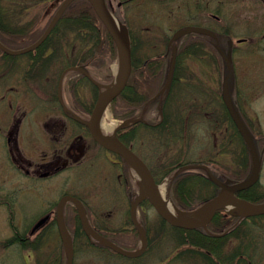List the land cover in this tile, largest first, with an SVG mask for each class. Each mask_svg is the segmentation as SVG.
<instances>
[{"label": "flooded vegetation", "instance_id": "af4514ba", "mask_svg": "<svg viewBox=\"0 0 264 264\" xmlns=\"http://www.w3.org/2000/svg\"><path fill=\"white\" fill-rule=\"evenodd\" d=\"M138 1L143 5L141 16L145 22L140 32L147 37L172 38L185 29L203 31L188 34L189 39L183 42L189 45L184 47V66L179 68L178 74L180 82L187 85L190 95L187 96L183 90L176 91L172 113H189L193 119L191 126L199 123L203 113L208 140L203 160L206 169L204 177L209 187L207 195L215 198L223 186L230 188L233 186L231 182H236L235 179L248 178L254 169V159L258 157L261 172L257 184L236 196L251 204H264V134L260 132L263 127L260 112L251 108V103L245 96H251L258 90L255 88L256 84H250L240 77L234 65L238 49L250 43L249 39L264 38V0H106V4L116 11L114 6L126 7ZM42 2L43 0H0V42L12 51L32 46L36 42L32 43L29 39L34 33L32 27L50 20V15L44 13V17L40 15L34 21L37 15L33 13L36 10L34 7L39 8ZM48 3L51 10V7L58 5L59 0H48ZM52 34L46 40L47 45L21 55H9L0 50V70L7 68L5 72L0 71V211L3 208H7L8 213L18 210L20 190L39 189L41 184L37 182L44 179L46 182L66 171L73 172L76 167L100 163V158L112 168L113 165L121 167L122 164L116 155L103 149L92 138L88 128L79 123L74 115L91 113L95 94L93 84L87 82L86 87L90 86L93 94L87 99L90 105L84 103L82 82L86 78L82 75H85L82 70L92 69L94 64L86 61L85 57L89 54L81 43L82 38L75 39L74 33L66 31H53ZM213 38L234 39L228 40L227 47L221 50L220 67L211 62L205 48L206 42ZM241 39L246 40L245 43L238 44L237 41ZM200 40L203 41L204 48L199 47ZM197 54L204 56H196ZM20 57H23V62H19ZM144 61L143 87L147 92L148 58L145 57ZM201 98L205 100H198ZM37 106H41V109H36ZM148 110L147 108L142 113H148ZM155 112L163 113L158 110ZM31 113H46V116L54 118L53 125L44 123L40 127L39 139L32 135L26 136L22 129L26 117ZM232 113L239 118L246 136L236 124ZM177 120L179 121V117ZM145 125L154 127L158 123L151 124L145 120ZM3 150L6 154L4 160L1 155ZM21 183H27V187H21ZM66 186L63 196L79 198L86 212H97L91 206V200L99 203L102 192L98 190L89 192L87 197H77L73 194H78V191L67 182ZM123 191L124 202L118 200L117 207L115 204L109 207L110 214L115 219H122L127 215L131 218V193ZM112 197L115 198L113 191ZM143 204L139 209L146 214L147 208ZM223 213L227 225L225 235L234 230L250 235L243 238L249 253L220 255L207 250L204 254L190 252L189 261H194L195 264H264V255L260 256V246L264 242V216L241 218L239 215L227 216ZM43 218H47L46 224L41 230L31 234L34 226ZM55 218L56 207L52 210L46 208L28 229L26 238H21L20 241L36 246L42 241L40 236L43 231L55 222ZM83 241L87 247L105 250L91 238L87 237ZM162 241L158 237L152 239L154 264H180L182 256L178 250L166 260L160 259ZM186 241L191 243V240ZM228 241L233 242L232 237ZM114 242L119 243L118 240ZM150 242L151 240L147 250L152 245ZM174 242L176 245L179 243L177 239ZM228 250L229 247H226L225 251ZM103 255L107 257L106 254Z\"/></svg>", "mask_w": 264, "mask_h": 264}, {"label": "rangeland", "instance_id": "374dc122", "mask_svg": "<svg viewBox=\"0 0 264 264\" xmlns=\"http://www.w3.org/2000/svg\"><path fill=\"white\" fill-rule=\"evenodd\" d=\"M115 8H117L115 6ZM42 9V8H40ZM35 13L41 14L42 12L36 11ZM117 13L120 16H124L126 28L128 24V28L131 30V33L137 42H145L150 44V47H147V52L150 57H156L160 54L165 53L166 51V42L168 38H150L147 37L146 34L140 32V30L145 26L144 20H142L141 13H143V5L140 2H136L131 4L128 7H121L117 8ZM35 15V14H34ZM120 18V17H118ZM122 20V18H120ZM47 22H41V27H44ZM250 43L238 49L237 58L234 59V65L236 69H238L239 75L241 78L248 80L251 84H256L255 88H257V92L254 94L245 95L247 100L249 99V103H251V108L259 111L261 116V124L264 131V38H252ZM142 47V48H141ZM144 53V45L140 46L139 50L136 53V57L140 60L143 58ZM23 57H20L19 62H23ZM1 73L7 71V68H1ZM42 77V76H41ZM254 81V82H253ZM240 82L238 83V86ZM258 85V86H257ZM107 86H99V90L103 92ZM93 90L90 86L86 87L84 97L92 96ZM187 94H190L188 91ZM244 97V94H243ZM174 98V97H173ZM172 98V107L175 101V98ZM199 100L204 101L205 99L201 98ZM251 100V101H250ZM37 104V101L35 100ZM36 109H41V106L35 107ZM53 115V114H50ZM156 117V112H152L147 114L144 119L150 120ZM204 116L202 113L201 121L191 129L188 130L186 133V140L185 144L187 150L183 151V158L185 159L183 162L189 161H200L205 158L207 144L208 142L207 137L205 135V124L204 121L202 122ZM53 117L46 116V113H31L28 114L26 117L22 129L26 136L32 135L36 139H39L41 136V126L43 123L48 122L53 125ZM40 125V126H39ZM151 135V134H150ZM153 136H147L146 138L141 137L138 144L135 146L134 152L149 166L154 165L155 162L158 160H163L165 163L166 161L176 160L181 157L179 151L176 154L175 151L172 153H168L164 150H158L154 153V148L152 145ZM4 151V150H3ZM155 154V155H154ZM3 160L5 159L4 153ZM101 163L94 162L92 165H84V167H76L74 171H66L62 175L56 176L51 180L47 181V185H44L45 181L37 182L39 185V189L35 188H27L21 189L19 193L20 203L18 210L15 211L16 213V225L17 230L19 232L25 233L30 228V224L34 223L37 217H39L42 212L46 208H50L57 203V200L60 199V194L65 193L67 189L66 182L70 184V187L76 191L81 192V197H87L89 195L88 192H93L95 189H99L102 192V196L100 197V206L102 207H110L115 204L116 207L118 206L116 201L124 202V188H123V178L120 177L122 173V169H115L112 168L107 164L106 161L103 159H98ZM105 179H104V178ZM120 177V178H119ZM264 178V174H263ZM21 182H22V178ZM133 191L135 192L136 196L139 195L138 187L134 183L133 178ZM5 186V184H4ZM27 187V183L22 184L21 187ZM112 191L115 198L112 197ZM77 197L80 195L73 194ZM91 195V193H90ZM167 199L169 200L168 195L166 194ZM55 203L54 205H52ZM91 206L97 209L98 216L102 219V221L107 222L108 226L112 230H117V228H121L122 225L114 224L112 226V221L114 217H112L109 211L104 212V209L98 208V203H95L91 200ZM128 207V206H127ZM147 211V220L148 225L151 227V232H154L155 227H158V219L156 213L153 209L146 207ZM137 218L139 219V212L137 213ZM128 221L127 217L122 220ZM121 223V224H122ZM10 223L8 221V214L4 211L0 214V243L7 242L11 239L12 232L10 229ZM126 226V224H125ZM127 227V226H126ZM160 231V230H159ZM43 247L39 252L29 258L27 257L29 254L26 251L19 249L16 246H0V264H49L51 259V264L55 261L56 257L61 252V241L59 238V234L57 230H52L50 233L47 234L45 232ZM108 238L113 240V236L105 234ZM115 238V237H114ZM135 240V239H134ZM172 243H169V246L165 251L162 253L164 255L171 254L173 252V245L171 248ZM121 248L124 250H128L129 248L119 244ZM165 245H163L164 247ZM235 246V243L231 242V248ZM161 254V255H162ZM264 255V242L260 246V256ZM80 255L75 257L74 264H83V259H85ZM89 258L91 256H88ZM29 259L26 260L25 259ZM91 259V258H90ZM87 260V259H86ZM101 260V259H100ZM128 259L121 256L115 257L113 259V264H144L145 262L151 260L150 258L143 259ZM102 261V260H101ZM98 262V260H96ZM111 263V264H112ZM194 261L189 262L188 260L185 261L184 264H193ZM92 264H96L92 262ZM101 264V262H99ZM183 264V263H181Z\"/></svg>", "mask_w": 264, "mask_h": 264}, {"label": "trees", "instance_id": "16d2710c", "mask_svg": "<svg viewBox=\"0 0 264 264\" xmlns=\"http://www.w3.org/2000/svg\"><path fill=\"white\" fill-rule=\"evenodd\" d=\"M37 18L34 19V21ZM5 23V22H4ZM12 30V28H8ZM34 33L29 39L34 43L43 33L44 29H39L38 25L32 27ZM69 31L75 34V39L81 40V43L87 52L86 61L93 62L94 67L88 71L95 77L104 81H111L110 65L117 59V49L115 43L112 41L104 26L97 18L91 5L86 0L75 1L64 13L61 21L55 30ZM48 42L44 44L47 45ZM223 40L219 39L216 42H211V52L216 56L217 61L219 60L218 47H221ZM186 45V44H185ZM203 46V41L200 40L199 46ZM132 53H133V64L134 69L130 78L129 84L122 95L112 104L111 111L116 119L124 120L132 117L141 115L142 109L149 103L156 95L157 92H152L151 88L156 87L157 90L161 89L167 78L168 62L166 59L163 60H151L148 65V83L150 91L148 95L144 93L143 89V72L145 67H142L140 61L135 58L134 53L136 51V43L132 39L131 42ZM176 80V79H175ZM171 115L173 113H163L164 119L155 129V135L160 138L167 146H171L180 141V135L173 133V123L171 122ZM142 123L134 124L129 129H124L117 132V139L126 145L135 142L138 138V134L142 129ZM123 162V161H122ZM124 172L127 182V188L130 189V180L128 175V168L124 163ZM193 163H185L182 161L170 164L161 168L158 174H155L157 182L169 175L170 173L180 171L178 175H175L174 180L170 186V194L174 205L181 211H192L201 203L206 202L210 199L207 195V183L204 173L202 171H196L189 166ZM236 182H242V180L235 179ZM76 216V215H75ZM224 213L220 212L214 218L212 224L209 226V231L213 233H219V229L226 227L224 219ZM164 227H166V224ZM177 233V239L180 240L181 245H187L186 240H191L192 245L195 248L207 250L212 254L217 252L220 247L225 246L227 238L233 236L240 238L236 233H232L222 238H213L210 234L204 231H187L173 229ZM223 230V229H222ZM134 237H137V233L134 230ZM72 234L74 238H79L83 235L80 223L76 216L75 223L73 224ZM25 236H16L11 241H8L6 246L20 243L24 250L32 248V245L26 242H20V238ZM217 244V245H213ZM221 247V248H222ZM34 248H37L34 247ZM241 250L237 248L234 254H238ZM61 261L59 262V264Z\"/></svg>", "mask_w": 264, "mask_h": 264}, {"label": "water", "instance_id": "95a60500", "mask_svg": "<svg viewBox=\"0 0 264 264\" xmlns=\"http://www.w3.org/2000/svg\"><path fill=\"white\" fill-rule=\"evenodd\" d=\"M74 0H66L64 4L60 7L59 11L53 18L52 22L50 23L48 29L42 36V38L35 43L32 47L19 51V52H13L8 49H6L3 45L0 44V49L3 50L5 53L9 55H20L24 54L26 52H29L31 50H34L38 48L40 45L44 43L50 32L53 30L55 27L57 21L65 11V9L73 2ZM91 3V6L93 7L95 13L97 14L98 18L102 22V24L105 26L107 29L108 33L110 34L111 38L114 40L117 51H118V59L120 62V67H121V76L118 81H116L112 87L102 94L97 102L96 108L94 112L92 113V116L90 120L86 123H84L91 131V134L93 135L94 139L101 144L104 148L107 150L120 155L127 163L128 165L136 168L142 175L145 183H146V191L145 193L137 199V201L134 203L132 206V219L135 227L137 228L140 236L142 237L144 241V245L146 246L147 240H146V234L143 231V229L138 225V223L135 221L134 218V211L137 209L139 204L143 202L146 199H149L150 203L154 206L156 209L157 213L170 225H172L175 228L179 229H185V230H196L200 228H206L208 224L211 222L213 217L215 216L216 212L224 209L225 206L233 202L235 203V206L233 208V211H235L238 214H241L243 217H249V216H259V215H264V205H252L246 201L239 200L235 197L236 192H240L243 190H246L253 186L259 176V166L256 163L257 160H255V169L250 177L249 180H247L245 183L240 184L238 186H235L232 189H227L223 188L221 193L210 203L206 204L204 207L200 209V211H204L205 209L207 210V214L202 220L198 221H184L177 219L173 216H171L167 211L164 209L162 205V199L159 195L158 191V186L148 169V167L141 161V159L136 156L129 148L124 146L122 143L118 142L117 140H111L98 131V123L99 120L101 119V115L103 114V111L107 109L109 104L116 99L126 88L131 72H132V56H131V47H130V37L127 34L123 24L117 20L107 9L105 0H88ZM113 19L117 22L115 25L113 22ZM192 32H201L199 29H187L185 31H181L175 34L174 40H177L181 37H183L186 34H190ZM241 41H239L240 43ZM175 61H176V50L174 51L171 66H170V72H169V77H168V82L167 86L171 83L172 76H173V70L175 66ZM235 122L239 125V127L242 129L241 124L236 116L235 113H232ZM243 133L244 130L242 129ZM245 134V133H244ZM246 135V134H245ZM67 202H73L78 209V214L82 222V226L84 231L86 232L87 235L94 237L97 239L103 246L108 247L112 249L113 251L117 252L120 255H123L128 258H138L140 257L144 249L141 250L138 253H129L126 252L114 244L110 243L109 241L105 240L102 238L97 232H95L88 224L87 222V217L85 213V209L80 201H78L75 198L71 197H65L59 204L58 206V215H57V220H58V225H59V231L61 238L63 240L65 250L67 252V264H73V250L72 246L69 242V234L67 232V229L64 225L63 222V208L64 205ZM230 213H233L230 211ZM46 222L45 220H42L37 226L35 227L34 231L43 226Z\"/></svg>", "mask_w": 264, "mask_h": 264}, {"label": "bare ground", "instance_id": "6f19581e", "mask_svg": "<svg viewBox=\"0 0 264 264\" xmlns=\"http://www.w3.org/2000/svg\"><path fill=\"white\" fill-rule=\"evenodd\" d=\"M114 24L116 25L117 22L113 19ZM115 70V75H116V79L117 81L120 79L121 76V68L120 65L117 64L114 67ZM110 87H106L105 90L107 91ZM114 130H115V122L111 119L110 115L108 114V112H105L101 118V122L99 124V131L101 134L105 135L106 137L113 139L114 136ZM131 171H132V178L134 183L137 185L138 187V193L140 196H142L145 193L146 190V183L141 175V173L134 167H131ZM165 191H166V187L165 184H163L162 186H159V193L161 195V199H162V204L164 209L171 214L173 217L177 218V219H181L184 221H192L193 219L188 217V216H181L180 214H178L174 207L172 206L171 202L167 200L166 195H165ZM228 208L231 206H227Z\"/></svg>", "mask_w": 264, "mask_h": 264}]
</instances>
